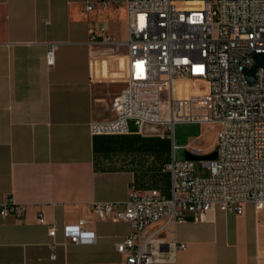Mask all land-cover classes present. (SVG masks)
<instances>
[{
	"label": "crops",
	"instance_id": "crops-1",
	"mask_svg": "<svg viewBox=\"0 0 264 264\" xmlns=\"http://www.w3.org/2000/svg\"><path fill=\"white\" fill-rule=\"evenodd\" d=\"M99 1L0 0V205L26 206L20 221L0 218V264H124L117 244L132 234V224L100 220L92 204L124 202L132 187L171 194L170 175L155 162L158 149L141 147L166 143L170 162V139H142L138 128L127 135L91 133L92 121L113 116L128 36L120 0L109 8ZM93 33L98 38L90 42ZM41 214L59 226L54 238ZM79 221L94 232L92 243L65 238L63 226ZM157 243L165 258L160 264H264V205L169 223Z\"/></svg>",
	"mask_w": 264,
	"mask_h": 264
},
{
	"label": "built area",
	"instance_id": "built-area-1",
	"mask_svg": "<svg viewBox=\"0 0 264 264\" xmlns=\"http://www.w3.org/2000/svg\"><path fill=\"white\" fill-rule=\"evenodd\" d=\"M99 4L109 8L112 2ZM117 4L127 13L124 87L113 101V116L92 121L91 133L127 135L129 123L134 122L139 134L170 139L172 158L164 171L170 175L171 194L132 187L124 202H96L91 210L100 220L132 224V234L117 244L124 264H160L165 258L157 242L169 223L201 222L215 209L242 215L247 204L264 205V68L257 69L254 83L245 75L256 63L254 56L264 54V0H120ZM93 8V3L86 6L89 11ZM97 38L93 33L90 42ZM106 42L113 40L108 37ZM46 59L53 67L54 45ZM178 123L219 127L216 157L203 160L209 178L196 176L195 160H177ZM185 148L195 157L204 155L202 148ZM25 212L26 206L11 201L0 205L3 219L20 221ZM39 222L48 226L50 237L56 236V223H48L43 214ZM158 222H163L161 227L151 231ZM62 231L77 245L95 238L83 221L66 224Z\"/></svg>",
	"mask_w": 264,
	"mask_h": 264
},
{
	"label": "rangeland",
	"instance_id": "rangeland-1",
	"mask_svg": "<svg viewBox=\"0 0 264 264\" xmlns=\"http://www.w3.org/2000/svg\"><path fill=\"white\" fill-rule=\"evenodd\" d=\"M122 82L123 78L120 77ZM124 85V82L122 83ZM129 128L131 131H136L137 127L133 122L129 123ZM158 131H161V128L156 127ZM219 130L218 126L209 125V124H199V123H178L174 128V142L180 147L176 151L177 160L181 161L186 159L187 154L189 153L185 146L189 145L196 148H205L210 145L211 149L208 152H205L203 156L199 157L195 161V172L196 176L206 179L209 178L210 173L209 170L204 166L203 160L210 159L214 156L213 153V145L216 139L217 131ZM142 139L147 138H163L160 135L150 134L145 137H141ZM211 143V144H210ZM207 150V149H206ZM208 153V154H207Z\"/></svg>",
	"mask_w": 264,
	"mask_h": 264
},
{
	"label": "trees",
	"instance_id": "trees-1",
	"mask_svg": "<svg viewBox=\"0 0 264 264\" xmlns=\"http://www.w3.org/2000/svg\"><path fill=\"white\" fill-rule=\"evenodd\" d=\"M141 147L145 149H154V150L158 149L157 153L154 152L155 162L159 164V169L162 172V174L164 175L167 174V172H165L164 169L166 165L169 164V158L167 155V153H169V146L165 143V145H161V146L152 145L151 147H144V146Z\"/></svg>",
	"mask_w": 264,
	"mask_h": 264
},
{
	"label": "water",
	"instance_id": "water-1",
	"mask_svg": "<svg viewBox=\"0 0 264 264\" xmlns=\"http://www.w3.org/2000/svg\"><path fill=\"white\" fill-rule=\"evenodd\" d=\"M255 58V65L251 70H248L245 72V75L248 79L249 82L254 83L255 82V72L257 71V69L259 68H264V54H256L254 56ZM216 157V154L214 153V156L211 157L210 159H213ZM199 157H195L193 155H191L190 153L187 154L186 159H190V160H197Z\"/></svg>",
	"mask_w": 264,
	"mask_h": 264
}]
</instances>
